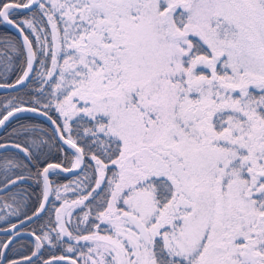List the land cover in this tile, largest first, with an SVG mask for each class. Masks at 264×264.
<instances>
[{"label": "snow or ice", "instance_id": "obj_1", "mask_svg": "<svg viewBox=\"0 0 264 264\" xmlns=\"http://www.w3.org/2000/svg\"><path fill=\"white\" fill-rule=\"evenodd\" d=\"M0 264H264V0H0Z\"/></svg>", "mask_w": 264, "mask_h": 264}, {"label": "trees", "instance_id": "obj_2", "mask_svg": "<svg viewBox=\"0 0 264 264\" xmlns=\"http://www.w3.org/2000/svg\"><path fill=\"white\" fill-rule=\"evenodd\" d=\"M0 39H3L7 37L8 39H13L16 37V34H14L12 31H10L6 26H0ZM4 36V37H3ZM0 75H4L8 79H14L15 73L12 71H7L4 68H0ZM0 95H3V93H0Z\"/></svg>", "mask_w": 264, "mask_h": 264}, {"label": "water", "instance_id": "obj_3", "mask_svg": "<svg viewBox=\"0 0 264 264\" xmlns=\"http://www.w3.org/2000/svg\"><path fill=\"white\" fill-rule=\"evenodd\" d=\"M9 28V27H8ZM12 32H14L15 33V30L14 29H11V28H9ZM16 34V33H15Z\"/></svg>", "mask_w": 264, "mask_h": 264}, {"label": "flooded vegetation", "instance_id": "obj_4", "mask_svg": "<svg viewBox=\"0 0 264 264\" xmlns=\"http://www.w3.org/2000/svg\"><path fill=\"white\" fill-rule=\"evenodd\" d=\"M7 27V26H6ZM8 28V27H7ZM9 29V28H8ZM10 30V29H9ZM11 31V30H10ZM14 33V32H13ZM15 34V33H14ZM0 36H2V35H0ZM4 37V36H3Z\"/></svg>", "mask_w": 264, "mask_h": 264}]
</instances>
